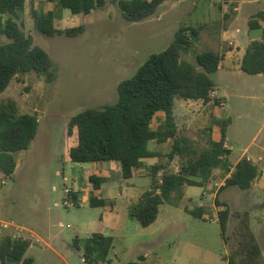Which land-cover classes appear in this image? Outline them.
Returning <instances> with one entry per match:
<instances>
[{
  "label": "rangeland",
  "instance_id": "rangeland-1",
  "mask_svg": "<svg viewBox=\"0 0 264 264\" xmlns=\"http://www.w3.org/2000/svg\"><path fill=\"white\" fill-rule=\"evenodd\" d=\"M47 9L46 0H26V9L17 21L50 54L58 68L57 79L49 83L35 72L21 74L0 96V102H17L20 114L39 118L38 133L29 149L15 154L18 167L14 176L0 179V243L9 237L30 236L19 225L29 226L35 219L51 222L56 235L58 255L47 251L44 259L48 264H128L144 256L147 264H226L232 237L248 212L252 231L259 235L264 250V192L259 194V186L223 188L211 184L213 179L204 183V193L202 186H187L191 202L185 200L181 206L164 203L157 221L143 227L132 216V209L151 187V167L137 168L136 176L124 178L119 162L93 166L73 162L69 154L77 144L76 133L69 130L72 117L116 103L120 83L131 78L151 55L168 48L179 30L186 29L193 35V44L182 54L184 60L197 64V55L208 50L220 53L223 60L214 75L217 87L211 104L176 99L178 137L189 138L201 152L212 140L221 139V126L215 123L219 119L228 125L224 148L230 151L231 169L239 158L252 155L264 145V76L245 73L241 63L247 46L262 38V29L251 30L249 22L264 10V0H166L154 15L140 22L127 21L117 0H106L103 7L86 16L64 9L65 29L85 27L76 38L41 33L35 21ZM160 121L165 117L155 119L153 127ZM173 142L151 141L149 149L167 153ZM248 147L251 151L246 152ZM259 159L257 166L263 175L264 154ZM157 160L147 159L151 163ZM184 163L186 157L177 156L165 164L166 170L178 172ZM220 169L224 172H219V182L229 174ZM92 174L101 179V191L96 193L104 200L100 206L90 202ZM67 188L72 194L66 193ZM69 199L73 206H65ZM204 202V218L184 210L198 211ZM227 208L231 216L223 233L219 213ZM5 223L9 226L4 227ZM99 231L114 238L109 260L84 262V243Z\"/></svg>",
  "mask_w": 264,
  "mask_h": 264
},
{
  "label": "trees",
  "instance_id": "trees-1",
  "mask_svg": "<svg viewBox=\"0 0 264 264\" xmlns=\"http://www.w3.org/2000/svg\"><path fill=\"white\" fill-rule=\"evenodd\" d=\"M48 9L36 19L38 30L49 37L56 35L76 38L85 31L84 26L64 28L63 12L69 9L74 15H89L103 7L106 0H46ZM123 17L129 22H140L154 15L166 0H117ZM231 0H223L228 2ZM237 1V0H233ZM26 9V0H0V96L11 82L21 74L35 72L45 76L47 82L58 77V68L50 54L35 43L34 37L26 33L18 19ZM3 18H5L3 20ZM251 30L262 29V38L252 41L242 59L241 69L250 75L264 74V10L250 20ZM186 29L178 31L174 41L160 53L150 58L129 79L119 85L116 103L101 109H87L72 117L70 132L77 135V144L69 151L76 163H98L116 161L121 164L124 178H131L134 170L141 167L145 158H158L151 167V187L144 192L132 209L143 227L156 222L160 207L164 203L179 206L185 197L186 186H204L212 179L216 168L231 172L228 164L230 151L224 148L227 136V121L215 119L221 126V140L211 141L210 147L197 152L189 138L178 137L174 119L176 99L203 101L214 100L212 92L217 87L214 75L219 71L223 56L213 50L197 55V64L182 58L193 42ZM197 32V31H196ZM160 115L165 121L158 127L153 122ZM39 118L36 114H20L17 102H0V179L14 176L17 168L15 154L29 149L36 138ZM173 139L170 152L163 153L149 149V143L160 144ZM177 156L186 157V163L178 172H168L167 162ZM163 171V174L160 173ZM260 170L253 162L244 158L235 166L225 181L226 187L241 190L252 188ZM94 190H101V179L89 177ZM73 197H77L73 194ZM104 200L91 197L92 206H100ZM220 204V203H219ZM222 204V203H221ZM220 204V205H221ZM186 211L197 218H203L202 209ZM231 211H220L219 222L225 233ZM231 257L228 264H264L263 248L251 228L248 212L242 217L232 237ZM114 238L102 231L95 232L84 243V256L88 262H106L113 247ZM31 241L24 238H6L0 243V261L33 264L26 258ZM147 264L141 257L139 262Z\"/></svg>",
  "mask_w": 264,
  "mask_h": 264
},
{
  "label": "crops",
  "instance_id": "crops-1",
  "mask_svg": "<svg viewBox=\"0 0 264 264\" xmlns=\"http://www.w3.org/2000/svg\"><path fill=\"white\" fill-rule=\"evenodd\" d=\"M256 40H259V39H256ZM254 41V40H253ZM249 46V45H248ZM247 46V47H248ZM244 54H245V51L242 53V58H243V56H244ZM259 76H264V74H260ZM192 101H194V100H187V101H185L186 103H190V102H192ZM194 102H200V101H194ZM203 102V101H202ZM212 102V101H211ZM211 102H209V103H205V104H211ZM165 117L164 115H160L159 117ZM158 117V118H159ZM217 120H219V119H217ZM155 121V120H154ZM161 124V121L159 122V124H158V126ZM157 126V127H158ZM228 131V130H227ZM227 137V136H226ZM221 140V139H220ZM219 140V141H220ZM214 141V140H213ZM226 141V140H225ZM227 141H229L228 139H227ZM218 142V141H217ZM251 148L252 147H248L247 148V150H246V152H248V151H251ZM229 149L231 150V154H232V149H231V144H230V147H229ZM261 154H264V145L262 146V145H260L257 149H254L253 150V154L252 155H247V159L248 160H250V161H253L254 162V164L255 165H257V160H260L259 159V156L261 155ZM16 156V155H15ZM242 158V157H241ZM241 158H239V160H237V162H239L240 161V159ZM147 159H150V158H145V159H143L142 160V165H141V167H139V168H145V166H147V167H152L153 165H155L157 162H158V160L157 161H155V162H149V161H147ZM156 159H158V158H156ZM17 160V159H16ZM237 162H236V164H237ZM102 163H106V162H98V163H93L94 165L93 166H97L98 164H102ZM235 164V165H236ZM119 166H120V168H121V165L119 164ZM17 167H18V165H17ZM16 170H17V168H16ZM234 171V167L231 169V172H229V174H227L225 177H223V179L221 180V182H219V181H216V180H218V174H219V172H224L223 170H221L220 168H216V169H214V171H213V173H212V181H213V183H211V184H215V185H218V184H220V186H224L225 185V181L231 176V174H232V172ZM16 172V171H15ZM136 172L137 171H135L134 170V175H133V177L134 176H136ZM92 175H95V174H92ZM91 175V176H92ZM98 176V175H97ZM221 177V176H220ZM219 177V178H220ZM256 186H259V188L257 189V191L259 192V194H260V192H264V174L263 175H259V177L255 180V183H253V186L252 187H255L256 188ZM186 188H187V186L185 187V197L183 198V200L181 201V203L183 202V201H185V200H188V201H192V196H190V195H188L187 194V192H186ZM209 188V187H208ZM202 189H203V193H204V190H206L207 189V187H205V185L204 186H202ZM254 190H256V189H254ZM101 191V190H100ZM100 191H95V190H92V196H93V194H96V193H98V192H100ZM216 193H218V192H216ZM75 194H77L76 192H75ZM142 197V196H141ZM140 197V198H141ZM140 198H139V200H140ZM138 200V201H139ZM204 200V199H203ZM138 201H137V203H138ZM205 201V200H204ZM91 202V201H90ZM207 203L206 202H204L203 204H201V206H200V209H202L203 207H205V205H206ZM173 206H175V205H173ZM179 206H181V205H179ZM161 208V207H160ZM185 211H186V209H184ZM190 210H193V209H190ZM202 211L204 212V209H202ZM187 212V211H186ZM160 213V212H159ZM188 213V212H187ZM190 214V213H189ZM206 216V213L204 212V216H203V218ZM159 217V216H158ZM158 219V218H157ZM157 221V220H156ZM32 223V224H31ZM154 224V223H153ZM23 230H25V232H27V233H29L30 234V236H28V235H25V237H23L24 239H26V240H30L31 241V247L29 248V250L27 251V253H26V255L28 256V255H31V257H27L26 256V258H31V259H33L34 260V263L33 264H48L46 261H45V259H44V257L46 256V254H48L49 252H47V251H51L53 254H57L58 255V250H57V248L55 247V243H56V235L54 234V232H53V230L50 228V226H51V222H39V221H36L35 222V219L33 220V222H30V224H29V226H22V225H19ZM257 237V239H258V241L261 243V241L259 240L260 239V237H259V235H257L256 236ZM77 243H76V246L77 247H79V244H78V241H76ZM262 245V244H261ZM262 248H263V246H262ZM264 251V250H263ZM35 253L37 254V255H35ZM49 255V254H48ZM144 258H145V256H144ZM108 260H109V257H108ZM107 260V261H108ZM7 262H9V264H10V261H6V263ZM229 263V261L226 263V264H228ZM8 264V263H7Z\"/></svg>",
  "mask_w": 264,
  "mask_h": 264
},
{
  "label": "built area",
  "instance_id": "built-area-1",
  "mask_svg": "<svg viewBox=\"0 0 264 264\" xmlns=\"http://www.w3.org/2000/svg\"><path fill=\"white\" fill-rule=\"evenodd\" d=\"M235 9L238 10L237 8H235ZM66 193H67L68 195L72 194L71 189L67 188V189H66ZM64 204H65V206H68V207L74 205L73 202H70V199H69V200H66V201L64 202ZM8 226H9V225H8L7 223L4 224V227H8ZM83 261L85 262V259H83Z\"/></svg>",
  "mask_w": 264,
  "mask_h": 264
}]
</instances>
